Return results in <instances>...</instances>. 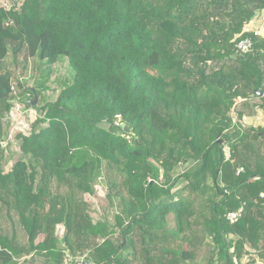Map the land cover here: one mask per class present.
Here are the masks:
<instances>
[{
	"label": "trees",
	"instance_id": "trees-1",
	"mask_svg": "<svg viewBox=\"0 0 264 264\" xmlns=\"http://www.w3.org/2000/svg\"><path fill=\"white\" fill-rule=\"evenodd\" d=\"M21 1L0 8V264H264V127H240L264 113V37L243 31L264 0ZM21 52L73 77L5 172L10 111L44 89L14 84Z\"/></svg>",
	"mask_w": 264,
	"mask_h": 264
},
{
	"label": "rangeland",
	"instance_id": "rangeland-1",
	"mask_svg": "<svg viewBox=\"0 0 264 264\" xmlns=\"http://www.w3.org/2000/svg\"><path fill=\"white\" fill-rule=\"evenodd\" d=\"M21 0H0V8L9 9L11 6L16 5L18 9L21 5ZM264 16V12L261 13ZM253 20L256 23L251 24V28H257L259 31L263 32V29L259 27L257 16ZM61 61L57 62L52 66H47L45 62H40L36 58L24 60V53H19L15 59H12L11 54H9L6 64L15 73L16 80L14 84L18 81L25 88L41 87L44 84V89H41V96H38V102L35 106H29L28 102L32 99L28 97L20 98L16 101L10 111L9 119L7 120L10 129L6 141H4L3 146L6 148V162L4 166V171L10 170L13 162L18 158L19 142L15 139V135L19 132L28 135L32 129V124L38 117L39 111L38 107H41L47 102H52L55 100L65 83L71 81L73 77V71L68 65L65 58H60ZM17 91V90H16ZM24 102L29 106L26 107ZM235 118V116H233ZM236 122V119H234ZM237 125L236 123H234ZM264 127V113L261 110L257 111L255 118L242 119L241 128L246 127ZM226 157H229L228 148L225 147ZM103 178H98L95 182L94 193L92 195H87L86 200L92 210V216L95 220L99 218H106L108 220L112 219L115 214V207H111L105 198L106 186ZM210 247L205 248L204 255L208 256V251ZM249 258H245L244 262H247ZM67 264H73L71 260H68ZM255 264H261L256 260Z\"/></svg>",
	"mask_w": 264,
	"mask_h": 264
},
{
	"label": "built area",
	"instance_id": "built-area-1",
	"mask_svg": "<svg viewBox=\"0 0 264 264\" xmlns=\"http://www.w3.org/2000/svg\"><path fill=\"white\" fill-rule=\"evenodd\" d=\"M257 19L259 21L257 23H258L259 27H261L263 29V32L259 31L257 28H251L250 27L252 23H256V20H253L248 25H246L244 27L243 31L244 32H254L255 35L264 37V16H262L260 14L257 17ZM235 48H236L237 55H244L250 51L251 42L248 39L241 40V41L236 43ZM240 212H241V210H239L237 212L229 213V214H227L226 219L230 223H234L240 217ZM75 264H91V263L87 260L86 255H84V256L77 258L75 260Z\"/></svg>",
	"mask_w": 264,
	"mask_h": 264
},
{
	"label": "water",
	"instance_id": "water-1",
	"mask_svg": "<svg viewBox=\"0 0 264 264\" xmlns=\"http://www.w3.org/2000/svg\"><path fill=\"white\" fill-rule=\"evenodd\" d=\"M238 55L237 54H234L232 56V58H237ZM33 99L31 101L28 102V105L29 106H35L38 102V95L36 94V92L33 90ZM258 96H261V93H258ZM121 127L125 130V132L128 131V128L126 125L122 124ZM194 161L193 160H190L189 162H187L185 165H184V170L189 168L191 165H193Z\"/></svg>",
	"mask_w": 264,
	"mask_h": 264
},
{
	"label": "crops",
	"instance_id": "crops-1",
	"mask_svg": "<svg viewBox=\"0 0 264 264\" xmlns=\"http://www.w3.org/2000/svg\"><path fill=\"white\" fill-rule=\"evenodd\" d=\"M253 118H255V117H253ZM243 119H249V118H243ZM61 232H62V228L61 227H58L57 228V234L60 235ZM41 239H42V237L39 238V240H41Z\"/></svg>",
	"mask_w": 264,
	"mask_h": 264
}]
</instances>
